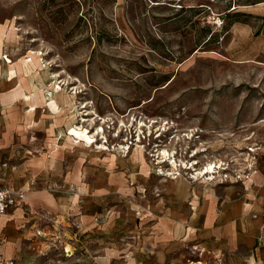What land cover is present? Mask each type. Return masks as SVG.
Returning a JSON list of instances; mask_svg holds the SVG:
<instances>
[{
	"label": "rangeland",
	"instance_id": "374dc122",
	"mask_svg": "<svg viewBox=\"0 0 264 264\" xmlns=\"http://www.w3.org/2000/svg\"><path fill=\"white\" fill-rule=\"evenodd\" d=\"M0 61V179L27 187L0 221L3 245L21 240L17 264L71 263L81 220L125 260L166 236L183 264H264V0H0ZM21 83L25 101L4 107ZM210 162L212 181L192 177ZM176 176L211 183L203 218L224 229L231 212L253 231L236 247L225 230L202 236ZM163 217L192 229L166 234Z\"/></svg>",
	"mask_w": 264,
	"mask_h": 264
},
{
	"label": "crops",
	"instance_id": "0c3cea01",
	"mask_svg": "<svg viewBox=\"0 0 264 264\" xmlns=\"http://www.w3.org/2000/svg\"><path fill=\"white\" fill-rule=\"evenodd\" d=\"M8 60H9V58H8ZM18 61H16V62H18ZM6 62L0 61V70H1V68H4L5 66L7 67ZM16 62L12 63V65H14L15 67H16ZM7 71L9 73L8 68H7ZM8 73L6 76H3L1 74V71H0V84H1V80L2 81L3 80L9 81V79H8L9 74ZM25 96H27L26 89L24 88V85L21 83L19 89H17V88L12 89L9 91L7 96L2 97V104L6 108L10 107L14 104L21 103L22 101L24 102L25 100H23L24 99L23 97H25ZM33 103H34V100L31 103V106ZM33 109L34 108H31V109L29 108L28 110H26V113L32 114L34 111L37 110V107L35 108V110H33ZM56 150L57 149H55L54 151H56ZM160 171H162V170H160ZM162 174H165V173H162ZM166 174H169V173H166ZM175 178H177V181L180 182V180L178 179V176H176ZM11 180H12L11 182H10V180L7 182H3V180L0 179V184L2 186H9V187L23 186V184L20 185L21 182H18L15 179H11ZM251 180H252V184L256 183V185H258L257 183H260V181H261L260 173L255 172L250 177L249 181H251ZM197 184L198 185H196L194 187L193 185H191V183L189 181L187 182L186 179H184V180H181V182L178 184V190L182 194L181 197L185 198V196H187L189 194L192 197V202L190 203L191 206H190L189 210H190V213H192V218L195 219L197 222L199 221L198 226L200 228L201 235L202 236L203 235L208 236L210 239H219L221 236V231L225 230L226 235H227L226 237L229 240L230 244H232L233 247H236L237 245H239V242L241 241V239L244 238L245 236H247V233H248L247 231H253V225H252L251 221L248 220L249 225L245 224L244 227L246 228V232H243V231H239L238 229H236L235 219H234L235 214H232L231 212L228 213L230 216L227 217L225 220L226 227L224 229L223 228L221 229L219 223L216 222V224H215L216 220L213 217L210 216V217L203 218V216L209 215L211 208H210V206L207 207V204H205V207H203V205L202 206L200 205L201 197H200L199 190L204 187V189L207 192L209 191L211 193V195H213L214 192L212 191V187H211L212 185L211 184L208 185L205 182H198ZM50 189H51V192H53V193H60L57 191V189L56 190L52 189V186H50ZM250 190H252V189L250 188ZM32 193H35V189H33ZM68 195L72 197V198H70V200H72L73 197L77 196V194H75V193H69ZM59 197H60V195H59ZM60 198L65 200L66 202H69L68 201L69 199L66 198V195L63 193H62ZM248 201L251 202V200H249V199H248ZM247 205H249V203L242 204L241 207H238V212L244 211L245 214L249 213V211L247 210V207H246ZM203 209H204V211H206L205 214H201V211H203ZM6 214H7V211L0 218V221L3 219V217ZM78 214H80V213H78ZM81 222L84 226L85 223L83 222V220H81ZM161 223L163 224L162 230L164 233H166V234H167V232H169L170 234L176 233V237H181L184 234L186 235L187 231H189V229H192V228H186V225H184V223H181L179 221H174L172 219V217H170V218L169 217H163L161 220ZM82 224L77 222L76 228L74 227L71 229V233H72L71 238L73 240L74 251L70 255L71 263H69V264H143V263H141V260L143 257L146 259L145 264H183V262L179 258H177V259L171 258V249L175 248L176 244L174 245L173 244L174 242H170L167 245V242H169L168 240H170V239L167 238L166 236L164 239L159 240V242L157 243L158 248H156L155 245L152 244L151 246H153V248H151V249L148 248L147 251H145L144 249H141V248L137 249L136 251H133V252L131 251V252L126 254L127 259L125 260V259H122V257H119V256H122L121 254H123L124 251H123V249H121V245L118 246V240H112V242H110V244H112V246H115V248L107 249L106 240L104 239L103 236L101 237L100 235L93 234L91 232H88V230H87V232H85L82 235V232H81V230H82L81 225ZM95 225L101 227L103 224L100 222H95ZM249 226H250V228H249ZM40 233H41V231H40ZM27 234L25 233V235L27 237H29V235H27ZM45 234H47V232H44V235ZM79 237L82 239H80ZM2 240L5 241V239H2ZM3 241H0V257L5 258V259H11L12 258L15 261L17 260V258L21 257L22 249L20 248V242H21L20 238H18V237L15 238L14 236L13 237L11 236L10 238H8L6 244H4V245L2 243ZM154 244H155V241H154ZM92 246L94 247L93 249H92ZM201 250L203 251L202 255H204V252L206 251V249L202 248ZM189 252H190V248L188 247V253ZM236 253L237 252H235L233 250L231 255H236ZM248 260L250 263H252L254 260L253 256L251 255ZM16 264H17V262H16ZM188 264H211V263L208 261L200 259V260L190 261Z\"/></svg>",
	"mask_w": 264,
	"mask_h": 264
},
{
	"label": "built area",
	"instance_id": "2783aa9c",
	"mask_svg": "<svg viewBox=\"0 0 264 264\" xmlns=\"http://www.w3.org/2000/svg\"><path fill=\"white\" fill-rule=\"evenodd\" d=\"M27 199V187H9L0 184V218L9 207L22 204ZM0 264H16L14 259L0 257Z\"/></svg>",
	"mask_w": 264,
	"mask_h": 264
},
{
	"label": "bare ground",
	"instance_id": "6f19581e",
	"mask_svg": "<svg viewBox=\"0 0 264 264\" xmlns=\"http://www.w3.org/2000/svg\"><path fill=\"white\" fill-rule=\"evenodd\" d=\"M35 59V58H34ZM32 60V62H33V59H31ZM35 62V61H34ZM34 62H33V66L34 67H36V63L34 64ZM28 67V66H27ZM28 69V68H27ZM76 129H80V127H76ZM103 130H104V128L103 127H98L97 128V131L95 132V134H91V136H95L96 134H100V133H103ZM70 135V134H69ZM73 139V141L74 142H72V143H75L76 142V140L74 139V138H72ZM97 148H100V149H105L106 147H105V144L104 143H102L101 145H98L97 146ZM160 153H162V155H163V157L164 156H166V158H161V160H158V162H164V161H166L167 159H170L171 158V154H170V152L169 151H167V150H162ZM141 154V153H140ZM167 156H169L168 158H167ZM222 163V162H221ZM218 168H221V164H217V163H214V162H210V163H208L205 167H203L201 170H198L197 172H196V174L194 175H192V177H198L199 175H202V176H204L205 177V179H207L208 181H212L215 177H216V173H218L219 172V169ZM194 170H196L195 168H194ZM211 184V183H210ZM196 248H199L198 246H191L190 247V252H192V250L191 249H196Z\"/></svg>",
	"mask_w": 264,
	"mask_h": 264
}]
</instances>
